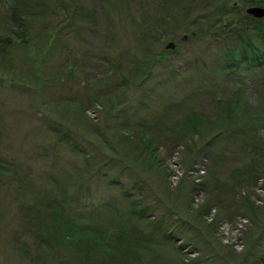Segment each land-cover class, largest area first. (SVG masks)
Segmentation results:
<instances>
[{"label":"rangeland","instance_id":"1","mask_svg":"<svg viewBox=\"0 0 264 264\" xmlns=\"http://www.w3.org/2000/svg\"><path fill=\"white\" fill-rule=\"evenodd\" d=\"M251 6L0 0V264H264Z\"/></svg>","mask_w":264,"mask_h":264},{"label":"trees","instance_id":"2","mask_svg":"<svg viewBox=\"0 0 264 264\" xmlns=\"http://www.w3.org/2000/svg\"><path fill=\"white\" fill-rule=\"evenodd\" d=\"M255 4L264 7V0H250ZM247 27L242 32L228 28L229 32L236 34L234 36L235 48L223 57L227 61L229 67L239 68L244 65L248 70H255L264 67V17L248 16ZM23 30V35L18 39L11 35L0 34V69L4 70L13 63L12 47L18 44L26 33ZM25 32V33H24ZM245 32V33H244ZM232 38V37H230ZM227 68V67H226ZM228 69V68H227ZM4 74H0V84L4 81Z\"/></svg>","mask_w":264,"mask_h":264},{"label":"water","instance_id":"3","mask_svg":"<svg viewBox=\"0 0 264 264\" xmlns=\"http://www.w3.org/2000/svg\"><path fill=\"white\" fill-rule=\"evenodd\" d=\"M246 12L250 15H252L253 17H264V7L261 6H255V7H249L246 9ZM166 47H173V43L169 42Z\"/></svg>","mask_w":264,"mask_h":264}]
</instances>
